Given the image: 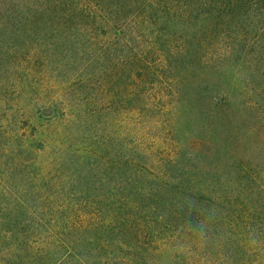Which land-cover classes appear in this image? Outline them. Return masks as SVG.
<instances>
[{
    "label": "trees",
    "instance_id": "obj_1",
    "mask_svg": "<svg viewBox=\"0 0 264 264\" xmlns=\"http://www.w3.org/2000/svg\"><path fill=\"white\" fill-rule=\"evenodd\" d=\"M0 31L80 61L70 83L84 91V107L38 109L63 129L29 141L30 159L21 133L4 135L16 159L0 171V264H264V171L168 137L192 93L211 123L226 116L232 97L190 79L226 73V56L249 75L242 106L264 112L252 98L264 94V0H0ZM5 41L11 65L22 55ZM109 111L128 118L126 137L97 136Z\"/></svg>",
    "mask_w": 264,
    "mask_h": 264
},
{
    "label": "rangeland",
    "instance_id": "obj_2",
    "mask_svg": "<svg viewBox=\"0 0 264 264\" xmlns=\"http://www.w3.org/2000/svg\"><path fill=\"white\" fill-rule=\"evenodd\" d=\"M2 35L8 39L5 43L15 48L18 47L17 49L20 50L22 55L19 61L15 60V63L11 65L8 64V61H0V67L6 68L9 66L7 71H0V171L4 172L8 170L9 164L7 165V162L10 159H16L15 155L5 156L7 152L5 151V146H8L9 142L4 135L7 132L21 133L27 143L23 148L26 149L24 157L30 159L31 148L28 146L29 141L32 142L33 139L37 140V142L41 141V132L43 131L47 132L56 128L59 132V130L62 131L63 129V122L55 123L56 125L42 122L39 118L38 109H42V106L51 103L59 107L64 105L65 109H69L68 103H66L67 98L73 99L79 107H84L80 99L84 91L81 87V82L74 85L70 83L79 74L82 66L80 61L69 68L70 64L67 61H63V56L60 53L47 49L52 46H39V44L35 43L34 45L26 46L23 44V39L17 37L19 33L11 36V33L0 31V37ZM39 36V34L30 33L33 41ZM33 41H30V43H33ZM38 41L40 42V40ZM54 53H56V57L53 56ZM233 57L236 58L237 54H234ZM233 57L229 58L233 59ZM214 59H217V56H214ZM227 59L228 56L222 59L221 62L222 67L227 71L226 73L223 72L222 75L214 74V76H211L212 72H208L210 70H205L202 73L198 70L190 77L191 81L197 84L202 82L203 86L209 85L211 91L209 90L210 92L208 91L207 93L216 92V90L226 91L232 97V106L229 111L226 110V116L223 115L222 119L215 118V121L211 123V117L200 113L203 111L206 114L208 110L205 109H209L210 105H201V102H197L196 105L194 102L198 99V95L192 93L194 104L192 103L188 107V110L181 115L180 120L178 119L179 121L176 124V128L180 129V126L183 127V132L181 134L175 132L176 135L173 133V136L168 137L172 138L171 143L174 141L183 143L184 134L185 137L192 141L193 145L201 146L203 140L210 143L207 144V151L213 152L211 159L213 162L219 156H216L213 149L224 151V148L227 147L228 150L226 149V151L230 155L245 162L247 160L252 163L256 170L264 171V112H260L253 103L252 107L250 106L247 110L242 106L241 95L245 92L244 85L250 81L248 79L249 75L241 66L242 60L238 61L239 64H237ZM223 77L231 84L225 83ZM92 79L95 81L94 78ZM245 80L246 83L244 84ZM233 82L236 83L233 84ZM215 83H221L220 87L217 88ZM93 84L92 92L88 91V93H93L94 95L97 92V85L96 82ZM76 95L78 96V101L75 99ZM84 95L86 94L84 93ZM252 98L258 101V107H264L262 104L264 94L260 90L254 93ZM202 116H204V121ZM119 119L121 122L118 126L116 120L119 121ZM39 121L43 124L41 125ZM96 123L97 136H101L99 139H103L106 134L114 137L119 132L123 133V137H126L131 128V123H128L126 115L123 118H116V114L113 111L98 116ZM101 125L105 129L100 131L99 128H103ZM176 131L179 130L176 129ZM34 134L35 138L32 137ZM145 138L146 140L149 139L148 136H145ZM156 139L163 142L162 138L157 137ZM229 154L227 156H230ZM43 155L41 156L43 159H51L49 155Z\"/></svg>",
    "mask_w": 264,
    "mask_h": 264
}]
</instances>
